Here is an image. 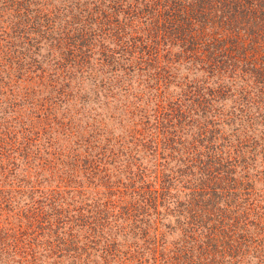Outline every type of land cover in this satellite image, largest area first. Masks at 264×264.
<instances>
[{"label":"rangeland","instance_id":"rangeland-1","mask_svg":"<svg viewBox=\"0 0 264 264\" xmlns=\"http://www.w3.org/2000/svg\"><path fill=\"white\" fill-rule=\"evenodd\" d=\"M91 3L0 0V30L9 26L7 38L0 31V48L6 40L11 45L8 57L0 53V264H36L30 250L49 238L35 208L64 220L83 200L94 211L107 208L110 225L103 224L102 238H92L97 245L91 248L75 224L58 225L59 254L46 264H181L185 250L194 251L188 264H212L201 252L216 225L214 211L204 209L196 185L209 191L207 199L219 211L226 202L231 210L238 208L247 195L243 184L252 185L244 220L229 213L217 226L236 220L237 227H254L259 206L264 209V92L249 95L256 79L264 86V70H251L255 45L249 38L241 42V29L236 37L224 31L222 62L211 64L207 48L188 59L179 56L180 46L161 53L152 40L158 54L137 70L118 41L145 44V24L77 46L74 25L93 20ZM16 22L24 29L22 41L10 37ZM261 39L258 49H264ZM234 49L242 50L238 66ZM221 142L239 156L231 155L236 163L229 159V167L218 171L220 187L230 170L223 182L229 190L220 188L224 196L217 194V181L202 183L197 168L205 152ZM142 185H147L144 195ZM162 198L172 203L163 204ZM128 203L136 204L135 211ZM218 231L220 237L233 229ZM260 250L257 256L264 257Z\"/></svg>","mask_w":264,"mask_h":264},{"label":"trees","instance_id":"trees-1","mask_svg":"<svg viewBox=\"0 0 264 264\" xmlns=\"http://www.w3.org/2000/svg\"><path fill=\"white\" fill-rule=\"evenodd\" d=\"M91 2L94 6L92 9V13L94 14L93 20H78L74 25V27L77 28V30H75L76 34H74L78 40L77 46H79L81 42H83L85 46L89 44L92 46L94 41L103 42V40H100L102 36L104 39L108 34L115 36L119 33H123L124 29L127 28L135 32L140 29V26L145 24L149 28L148 30H144L147 32L145 44L144 42L138 44L137 40L134 38L127 41H118V47L123 50L122 52L130 55V58L128 59L130 62L129 65L132 64V68L136 67L137 70H140L142 65L146 66L152 62L153 58L158 54L157 51H152L155 48L154 46H151L152 40L153 42L155 40V42L162 48L159 49L161 53H171L170 47L175 45L180 46L181 50L179 56L188 59L191 57H194L195 59L197 56L195 53L207 48L206 50L211 51V56H206L205 58H208V61L211 64H215L221 61L222 52L225 51L222 50V45L226 43L225 38H227L224 31L228 32L230 30L229 33H232L234 37H236V33H239L240 29L244 31L245 34L244 39H242L241 42L243 43L244 40L246 41V38H249L255 45L251 51L253 54L256 53L257 56L256 58H250L252 60L250 62L252 63L251 70H258L259 72L264 70V49H258L259 38H264V29L261 30L263 23L261 20H264V0H91ZM8 27L9 26L0 30L3 38L9 36L7 33ZM10 30V37H13L12 39L23 40L24 29L20 27V22L12 24ZM150 30H153V32L150 33ZM250 36L255 37L253 38ZM90 38L94 39V41L91 42L89 40ZM8 42L9 41L6 40L4 45L0 48V53H3L5 57L9 56L8 50L11 45H9ZM187 46L193 47L194 53H191V51L187 49ZM226 48L227 47L225 46V49ZM234 48L236 47L234 46ZM1 49H3V52ZM233 51L231 53H233V57L236 58V61L233 60V64L237 62L236 66H238V58L240 53H242V50L238 49L236 51V49H234ZM258 52L262 55H258ZM225 53L230 54V56L232 55L229 52ZM113 55L108 57L110 61H112L114 57ZM115 61L116 60H113V62ZM254 65L258 66L260 69ZM241 67H244V65ZM241 67L240 71L242 72ZM236 69L239 70V68ZM246 70L247 69H243V72H246ZM258 79L263 81L261 77ZM258 79L254 82V89L256 90L259 85H261V87L256 92L255 90L250 91L249 95L252 98H258L262 92H264V86ZM226 90H228V88ZM241 101L247 102L251 100L242 99ZM224 143L228 142H221V144L216 145L213 148L210 147L208 151L205 152L203 159L197 161L199 165L197 168L200 173L199 178L202 183L205 186H208L212 181H217V194L219 193L222 196L224 195L222 194L221 189L229 190L228 187H230L223 183L224 181H227L228 172H230V170H226L227 172L224 173V177L222 176L220 187L218 185V171L221 172L223 169L225 170L229 167V159H231L233 164L236 163L233 157H230L231 155L239 157L238 155L229 153V151L224 148ZM253 150L248 153V155L250 154L249 158L251 164L252 153L255 152ZM240 165L241 164L239 163L237 167ZM259 165L260 163L257 166ZM252 166L253 165H251V168ZM250 177H252V174ZM250 177L249 175L244 176L246 179ZM243 185L244 191L249 195L247 189L249 186L252 187V185L249 182L244 183ZM146 187L147 185H142L139 188L143 195ZM196 187L198 188L196 192L197 196L204 198V201L202 200L203 205H205L204 209H206V211H214L211 218L215 217L211 220L216 224L210 226L209 234L212 238L209 236L210 239L204 243L202 252L200 247L196 250L204 254L203 256L205 260L206 258L212 260V264H264V257H261L260 255L257 256L259 251H261L260 249L264 248V209L261 207L262 205L258 208L261 209L259 214L261 217L258 218L257 223H254V227L251 225V228H248L247 224H240V226L237 227L235 226L237 225L236 220L232 221L234 224L231 221H228L224 225L217 226V223H223V220H221L222 217H225L229 213L236 214L243 219L242 214L245 216L248 215L250 207L252 206V200L245 195L240 204H234L235 206H239L235 210H231L230 207H227L228 203L226 202V207L224 206V208L219 211L218 206L217 208H214V206L210 204L209 199H207L210 197H207L209 191L204 186L200 187L198 184ZM139 198L143 199L141 194ZM81 202L82 204H80V206L82 207L77 208L74 211V214L64 216V220L46 213L43 209L35 208V212L37 211L36 216L41 219V221H39L40 224L42 226L44 224L47 238H49V240H45V242L38 243L36 249L33 248L30 250V257L32 260L36 261V264H46V258L50 259L53 256L56 258L58 257V232L55 230L58 229V225L63 224L65 221L75 224V227H77L76 232H81V235L85 239L91 241L90 248L91 246L97 245L92 238L101 239L102 235L100 234V228L103 227V224L110 225L109 220L107 219V216H109L108 210L105 208V211H94L89 205L84 204V200ZM165 202H168V205L172 203L167 200V198H162L161 203L164 204ZM196 203L201 205V201ZM196 203L194 204L196 205ZM127 206V209L130 208L135 211L136 204L128 203ZM201 207L202 206H199L197 212H200ZM186 209L187 212H189V207H187V205ZM216 211L221 213V218L217 216ZM156 215L158 216L159 214L156 212ZM165 215H169V210H167ZM189 219L191 221L190 223H194L190 217ZM232 229V232L219 237L218 230L223 231ZM37 231V236L39 238L45 236L43 228L42 232H40V228ZM82 246L86 247L87 245L82 244ZM75 249H77V251L80 250V248ZM183 254L186 255L179 259L181 264H188V262L191 263V261L194 260L192 256L187 257V255H193L194 251L188 253V251L185 250ZM255 255L257 258H255ZM209 264L211 263L209 262Z\"/></svg>","mask_w":264,"mask_h":264}]
</instances>
